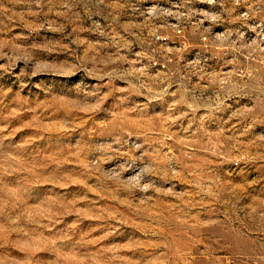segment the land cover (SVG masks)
Returning a JSON list of instances; mask_svg holds the SVG:
<instances>
[{
	"label": "rangeland",
	"instance_id": "374dc122",
	"mask_svg": "<svg viewBox=\"0 0 264 264\" xmlns=\"http://www.w3.org/2000/svg\"><path fill=\"white\" fill-rule=\"evenodd\" d=\"M172 1L0 0V264H264V0Z\"/></svg>",
	"mask_w": 264,
	"mask_h": 264
},
{
	"label": "built area",
	"instance_id": "2783aa9c",
	"mask_svg": "<svg viewBox=\"0 0 264 264\" xmlns=\"http://www.w3.org/2000/svg\"><path fill=\"white\" fill-rule=\"evenodd\" d=\"M229 1H232V2H234V4H231L230 3V5H233V7H235L234 8V10L236 11L239 7H241L242 6V4H244L245 2H247V0H229ZM243 1V2H242ZM201 2H205V0H200L198 3H197V5H198V7H199V10H198V13H196V16L197 17H200V11L201 10H203V9H201ZM242 2V3H241ZM219 3V2H218ZM192 3H188L187 1H186V3L184 4V3H182V2H180L179 0H173L172 2H171V4L170 5H168V8L167 9H170V8H175V7H177V8H184L185 6L184 5H186V6H189V5H191ZM219 4H221V6L224 8L225 7V4L224 3H219ZM221 22H223L222 21V19H221V17H219V18H217V26H216V28L217 27H220L221 26ZM201 23H202V25H206V18H201ZM215 28V27H214ZM215 34H217V32L215 33ZM231 34V33H230ZM231 36V35H230Z\"/></svg>",
	"mask_w": 264,
	"mask_h": 264
},
{
	"label": "bare ground",
	"instance_id": "6f19581e",
	"mask_svg": "<svg viewBox=\"0 0 264 264\" xmlns=\"http://www.w3.org/2000/svg\"><path fill=\"white\" fill-rule=\"evenodd\" d=\"M214 4H215L214 0H205V2H201V5H203V9L204 10H201L200 17L207 18V21H208L209 18H212V20L215 19L214 14H212ZM171 9L172 8H170V10ZM173 9H177V7L173 8Z\"/></svg>",
	"mask_w": 264,
	"mask_h": 264
}]
</instances>
